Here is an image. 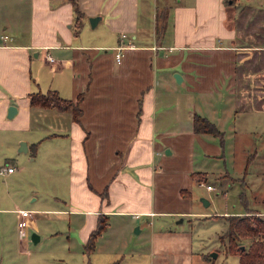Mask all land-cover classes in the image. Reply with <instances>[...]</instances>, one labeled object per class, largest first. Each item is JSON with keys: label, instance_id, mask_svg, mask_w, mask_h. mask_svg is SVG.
<instances>
[{"label": "crops", "instance_id": "crops-1", "mask_svg": "<svg viewBox=\"0 0 264 264\" xmlns=\"http://www.w3.org/2000/svg\"><path fill=\"white\" fill-rule=\"evenodd\" d=\"M78 3L85 12L78 32L71 0H32L30 39L18 42L15 36H1L0 126L13 119L16 147L25 141L30 160L40 159L51 171L57 166L58 156L66 157L71 193L68 200L74 206L55 211L68 215L67 230L74 225L68 230V238L77 233V242L85 245L103 215L109 222L111 215L122 213L136 217L191 213L187 209L160 208L165 191L159 184L165 175L157 163L150 165L154 147H158L152 138L162 127L164 137L173 131L171 136L175 138L168 152H177L184 141L189 160L197 140L210 144L201 136L211 133L195 131L194 116L203 115L218 126L216 99L220 98V105L224 98L226 105L227 100L238 102L235 94L248 87L246 62L253 48L247 50L243 43H236L237 29L227 19V0ZM159 6L169 7L167 28L160 38L156 33ZM94 16L99 18L92 25L90 18ZM176 73L182 76L179 82ZM177 84L184 91L177 92L171 102L167 91L169 87L178 88ZM51 89L73 101L82 94L80 122L70 109L31 104L32 93ZM224 93L229 95L224 97ZM197 99L206 100L204 110L211 114L199 112ZM177 101L186 105L187 120L176 108ZM12 104L17 112L9 117ZM173 112L174 118L169 119L176 126L167 127L171 124L164 122ZM215 153L220 155V149ZM9 166L15 169L9 171ZM22 168L23 164L19 170ZM202 172L209 176L208 171ZM0 173L11 181L19 178L14 164L2 167ZM183 189L176 191L179 199L188 196ZM56 199L67 201L60 195ZM19 209L27 208L15 210L17 217L11 225L14 231L9 230L7 219L0 222V250L6 252L11 239L16 238L17 249L26 252L27 262L32 264L39 258L32 257L29 247L22 248L30 242L31 215L23 217ZM6 211L0 208V214ZM203 213L207 212L195 214ZM21 221L27 222L25 233L20 231ZM192 264H209V260L196 252Z\"/></svg>", "mask_w": 264, "mask_h": 264}, {"label": "rangeland", "instance_id": "rangeland-1", "mask_svg": "<svg viewBox=\"0 0 264 264\" xmlns=\"http://www.w3.org/2000/svg\"><path fill=\"white\" fill-rule=\"evenodd\" d=\"M31 13L32 0H0V38L8 35L15 36L18 42L28 41L33 31ZM227 19L229 25L237 29L236 43H243L247 50L253 48L250 50L253 53L246 62L245 85L248 87L240 88L235 94L238 102L227 100L226 105L224 98L220 105V98L216 99V114L220 120L217 124L225 131L223 143L213 134L202 135L210 144L203 145L197 140L189 160L184 141L177 152H168L175 138L171 136L173 131L164 137L162 127L152 138L158 147H154L150 165L157 163L165 175L159 184L162 192L165 191V199H160L159 206L187 209L191 211L189 215H111L110 225L98 237L95 249L88 252L82 241L77 242V233L68 238V230L74 229V225L66 229L68 215L55 211L73 205L68 200L71 193L66 157L58 156L57 166L51 171L40 159L30 160L27 152L19 150L21 144L16 147L13 119L9 118V124L0 126V170L14 164L19 175L11 181L0 173V208L7 209L0 214V222L7 219L11 231L15 229L11 225L17 217V208L32 211L28 227L30 242L22 247H29L32 257L39 258L32 264H192L196 252L209 254V264L238 263V254L228 251L229 240L223 236L229 225L223 215L247 209L264 219V0L228 2ZM177 87H169L167 91L171 102L177 98V92L184 91L181 85ZM195 102L200 113L211 114L204 110L205 99ZM176 108L183 120H187L186 105L177 101ZM170 117L174 118V112L164 122L171 125L165 126L175 128ZM217 148L220 155H215ZM191 170L208 171L205 185L190 176ZM206 184L214 188L208 189ZM181 187L191 191L187 198L179 199L176 191ZM59 195L67 201L56 199ZM36 197L38 199H34ZM203 198L210 203H205ZM197 211L207 213L195 214ZM33 233L41 239L35 242ZM16 241V238L11 239L6 252L0 250V264H28V254L17 249ZM241 242L248 245L250 239L244 238Z\"/></svg>", "mask_w": 264, "mask_h": 264}, {"label": "trees", "instance_id": "trees-1", "mask_svg": "<svg viewBox=\"0 0 264 264\" xmlns=\"http://www.w3.org/2000/svg\"><path fill=\"white\" fill-rule=\"evenodd\" d=\"M74 4L75 10V27L76 31L83 26V18L85 12L80 8L78 0H71ZM232 2V0H227ZM169 7L159 6L156 13V33L157 37H162L166 31L168 24ZM31 104L43 105V106H57L62 109H70L73 111L75 118L80 122V116L83 112L80 107L82 100V94L77 101L62 97L56 89H51L47 93L36 92L32 93ZM194 129L197 132L211 133L221 138L223 143L224 132L221 131L218 126L208 119L207 117L198 113L194 116ZM192 177L197 181H208V175L206 172L194 171ZM183 194L189 195L187 189L182 190ZM107 193V189L103 194ZM258 211V210H257ZM254 210H244L242 212H234L232 214H226L229 222L228 230L223 235L227 236L229 240L228 251L233 254H238L239 261L237 264H264V219L259 215L252 213ZM109 225L108 217L106 215L101 216L98 221L96 229L92 231L87 242L85 243L88 252H92L96 247V241L104 230ZM249 238L250 243L245 245L241 242L242 239ZM244 245V247H243ZM203 256L206 259H210L209 254L204 253Z\"/></svg>", "mask_w": 264, "mask_h": 264}, {"label": "water", "instance_id": "water-1", "mask_svg": "<svg viewBox=\"0 0 264 264\" xmlns=\"http://www.w3.org/2000/svg\"><path fill=\"white\" fill-rule=\"evenodd\" d=\"M98 18L99 17H97V16H94V17L90 18V21H91L92 25H95V22L97 21ZM175 77H176L178 82L182 80V76L179 73H176ZM16 112H17V107L14 104L10 105V107L8 109V116L9 117H13ZM27 148H28L27 147V143L25 141H23L21 143L20 150L27 151ZM203 200H204L205 203L209 204V200L207 198H203ZM32 239L34 241H37V239H39V235L37 233H33ZM243 247H244V245H243Z\"/></svg>", "mask_w": 264, "mask_h": 264}, {"label": "built area", "instance_id": "built-area-1", "mask_svg": "<svg viewBox=\"0 0 264 264\" xmlns=\"http://www.w3.org/2000/svg\"><path fill=\"white\" fill-rule=\"evenodd\" d=\"M120 57V54H118V58ZM15 169L14 166H9L8 167V170L9 171H13ZM200 185H205V182H201ZM207 188L208 189H213L214 186L212 184H206ZM19 213L23 216V217H27L29 215H31V211L29 209H19ZM26 225H27V222L26 221H21L20 222V231L22 233H25V229H26Z\"/></svg>", "mask_w": 264, "mask_h": 264}]
</instances>
